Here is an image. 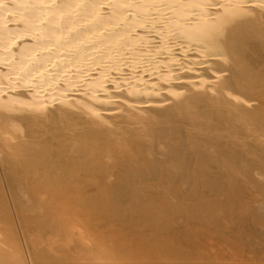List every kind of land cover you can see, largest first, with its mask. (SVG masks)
Returning a JSON list of instances; mask_svg holds the SVG:
<instances>
[{
    "label": "bare ground",
    "instance_id": "1",
    "mask_svg": "<svg viewBox=\"0 0 264 264\" xmlns=\"http://www.w3.org/2000/svg\"><path fill=\"white\" fill-rule=\"evenodd\" d=\"M0 264H264V0H0Z\"/></svg>",
    "mask_w": 264,
    "mask_h": 264
}]
</instances>
